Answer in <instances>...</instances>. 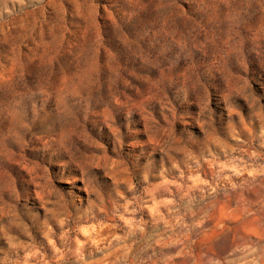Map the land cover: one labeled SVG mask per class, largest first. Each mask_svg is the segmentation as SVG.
I'll use <instances>...</instances> for the list:
<instances>
[{"label":"rangeland","instance_id":"1","mask_svg":"<svg viewBox=\"0 0 264 264\" xmlns=\"http://www.w3.org/2000/svg\"><path fill=\"white\" fill-rule=\"evenodd\" d=\"M0 264H264V0H0Z\"/></svg>","mask_w":264,"mask_h":264}]
</instances>
